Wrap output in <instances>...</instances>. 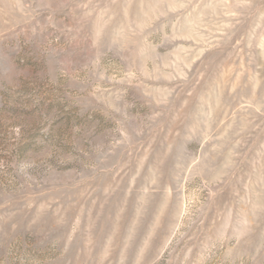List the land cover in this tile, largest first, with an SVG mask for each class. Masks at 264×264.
Masks as SVG:
<instances>
[{"label":"rangeland","instance_id":"1","mask_svg":"<svg viewBox=\"0 0 264 264\" xmlns=\"http://www.w3.org/2000/svg\"><path fill=\"white\" fill-rule=\"evenodd\" d=\"M0 264H264V0H0Z\"/></svg>","mask_w":264,"mask_h":264}]
</instances>
